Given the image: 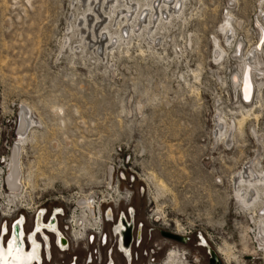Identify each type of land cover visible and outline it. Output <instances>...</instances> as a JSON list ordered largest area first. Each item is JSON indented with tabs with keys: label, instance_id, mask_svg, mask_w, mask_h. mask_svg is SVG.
Instances as JSON below:
<instances>
[{
	"label": "rangeland",
	"instance_id": "1",
	"mask_svg": "<svg viewBox=\"0 0 264 264\" xmlns=\"http://www.w3.org/2000/svg\"><path fill=\"white\" fill-rule=\"evenodd\" d=\"M91 1L0 0V114L27 105L39 121L22 142L19 174L31 173L35 196L60 184L102 193L111 182L131 190L128 205L141 225L131 264H167L171 250L180 254L177 264H208L200 238L212 251L225 243L233 264H264L253 215L233 189L246 163L264 171V94L262 108L257 91L250 102L234 95L230 82L239 62L220 31L229 14L242 51L258 45L264 1L183 0L182 14L148 37L123 32L126 20H116L102 2L96 21ZM215 41L225 51L220 60L213 57ZM241 105L258 113L247 116L243 134L234 124ZM217 117L227 124V145L215 134ZM107 206L115 217L127 203L101 204V211ZM110 224L103 218L100 226L112 239ZM162 230L188 239L173 241ZM109 239L71 236L67 251L51 248V262L75 256L76 264H101L110 255L126 264ZM99 248L102 260L88 263Z\"/></svg>",
	"mask_w": 264,
	"mask_h": 264
},
{
	"label": "bare ground",
	"instance_id": "2",
	"mask_svg": "<svg viewBox=\"0 0 264 264\" xmlns=\"http://www.w3.org/2000/svg\"><path fill=\"white\" fill-rule=\"evenodd\" d=\"M182 1L183 0H92L91 7H93L96 12V21L101 17V14L98 11L99 5L97 4L102 2V5L104 6V9L106 11H114L116 20L123 18L126 20V24H124V27L127 28V31L123 32L131 33V31L134 30H141L145 32L148 37L152 33V31L156 30L155 27L158 24L170 21L172 16L176 17L182 14ZM256 27L258 30L256 40H259V44L256 46H249L246 51H242L243 42L240 39H236L237 37L235 36V28L232 24V21L230 20L229 14L225 16L223 24L220 27V31L224 35L226 45H229L232 42V58L236 59L237 62H239V69H234L232 73L233 76L230 82L234 95L238 94L239 98L243 102H250L253 99L255 92L257 91L256 93L258 102L256 107L259 108L261 106L262 108L263 106L261 105V98L263 96L262 94H264V71L261 67V58L259 55L260 53L264 54V27L260 23H256ZM123 36L126 37L127 34ZM224 54L225 51L215 41V50H213V57L217 60H220L223 58ZM248 90H250V95L247 96ZM251 107L252 105H249L248 108L244 107V105H241V108L245 109V111L243 110L244 112H242L241 110L242 113L240 115V118L236 119L234 123L235 129L238 133H242V128L245 120L248 121L246 119L247 116L252 114L253 118L256 119L258 117V113L256 112V110L254 111L256 113L251 112V110H253L255 106L253 107V109H251ZM31 113L32 112L30 108L27 107V105H21L19 110L17 111V129L15 132L17 134L16 141L11 146V153L6 164L7 170L4 174L6 188L9 189L12 193L17 190L20 180V160L18 159L21 156L20 152L22 150V141L27 137L29 131H32V127H36L37 125H39V121H37L36 118H33ZM217 118V133L215 134H218V137L220 136L221 138L225 136L224 142L227 145L229 144V140L227 139L229 133L226 130L227 124L225 122H221L220 117ZM254 164V162H248V164L246 163L242 170L233 177V189L237 202H239L242 206L247 208L250 213H252V220L256 228V233H254L256 243L259 245V247H264V218L260 214L261 211L264 212V191L260 192L261 190L259 188L260 186L264 187V171L257 172L255 170ZM110 172L111 171H108V175H110ZM26 174L27 176L26 178H24V180L27 183L28 181L30 182L31 173L28 174L27 172ZM152 176L154 177L153 174ZM153 177L151 178L153 179ZM158 185L161 187L165 186L162 185L161 181H158L157 186ZM86 203H88V201H86ZM91 207L93 208L92 204ZM86 208L91 211V209H89L88 207ZM130 210L132 209H129L128 211L130 212ZM105 212V216L107 218H110V225L112 226V224L114 223L113 213L109 210ZM39 214H41V211L36 214L35 218L33 217L31 219L30 228L27 231L22 229L23 227L21 225V219L13 224L10 232L6 230L4 225L1 226L2 236L0 237V264H42L43 258L40 255L42 253H45V256L50 255L51 242H53L55 245H59V247L61 248V250L59 251L61 252H65L69 249L68 241L66 240V238H64L62 231L58 228V223L56 222V220L52 218L47 222ZM132 215L133 212L131 213V216ZM125 221L123 220V217H121L119 221V226H121V228H119L120 230L115 229V233H117V237L119 238H117V241L116 237L111 233L114 226H112L110 230V235L113 236V238L109 239V237L105 235L101 240L102 242H104V244L108 242L107 239H109L110 241L114 240L113 243L119 253H121L120 255L122 256L124 263L128 262L129 264H131L133 257L132 253H130V246L127 245V243L124 244L122 242V238L126 231H132L133 233V224L132 220L130 224L127 222L125 224ZM99 222L102 223V220L98 217V220L94 223L98 224ZM80 224L81 222L78 224V226H76L78 227V229L76 230H81L84 232V228L79 227ZM33 226L34 231L32 234H29ZM3 232H7V236L5 238L3 237ZM44 232H46L48 236ZM36 234H38L43 241V247L40 243H35ZM181 235L184 236L183 233H181ZM136 239H138V241L140 240L139 237H136ZM200 241L201 243H199V245H201L202 247L205 246L207 248V254L208 252L210 253L211 249L207 245L206 241L203 238H200ZM26 244L28 248L26 247ZM224 245L225 243L223 244V247H218V252L223 257L225 261L224 263L233 264V262L236 260L232 253L228 250V247H225ZM213 252L216 256L218 255L216 249ZM100 253V248L98 252L95 253L96 255H92L91 253H89L86 256V261H88V263H92L98 259L102 260V254ZM219 257L220 256L218 255L217 258L219 259ZM110 262L114 261L112 260L110 255H107L106 260L101 264H108ZM221 263L223 264L222 261ZM49 264L57 263L50 262Z\"/></svg>",
	"mask_w": 264,
	"mask_h": 264
},
{
	"label": "built area",
	"instance_id": "3",
	"mask_svg": "<svg viewBox=\"0 0 264 264\" xmlns=\"http://www.w3.org/2000/svg\"><path fill=\"white\" fill-rule=\"evenodd\" d=\"M16 118L17 113L13 112V110H11L9 114H5L4 117L0 114V237L2 236V225H4L6 230L10 232L13 224L20 219L21 225L23 227L22 229L27 231L25 229L26 221L29 220L30 223L31 219L33 217L35 218L36 214L41 211V214L39 215L43 217L47 222L52 218L56 220V222L58 223V228L62 231L64 238H66L67 241L71 236L75 237L73 231H75V229H78V227L76 226H78V224L81 222L79 227L84 228V232L81 237L84 236L87 243H92L95 238H97L101 242V244H104L101 239L106 234L102 231V227L100 226L102 223L99 222L98 224H96L94 222L98 220V217L102 220V222L103 218L104 220L110 221V218H107L105 216V211L112 210L110 209V206H107L103 209V211H101V204L113 203L117 205L119 203H127V210L132 209L131 211L134 215L133 208L128 205L131 201L130 196H132V191L126 189L125 187L123 190H120L118 184L114 183L110 185L111 182L107 183L102 193H100L98 189L92 187L87 190H85V187L83 189L78 187L76 190H67L60 184L56 185L55 188L49 187V189L46 190V194L41 192V194L35 196L31 184L29 185L28 182L26 183L24 180V178L26 177H22V175L20 174V180L17 190L14 193L10 192V190L6 188L4 174L7 170L6 164L11 153V146L16 141ZM22 151L23 149L21 150V152ZM120 174L121 175L119 176V178H124L123 174ZM86 201H88V204L93 205L91 211L86 208L84 204L86 203ZM42 203L49 205L44 206ZM138 225H140V223ZM67 227L69 228V230H71V232L68 233L69 235H67L65 232ZM6 236L7 232H3V237L5 238ZM79 237L80 236H78L77 238L79 239ZM182 237H184V241L188 239L187 236ZM127 239L128 241L126 243L130 246V250L132 246H137L141 240L140 238V240L138 241V239L133 236L132 231H129ZM52 247H54L57 252L61 250L59 245H55L53 242H51V248ZM45 255V253H42L40 255L43 258L42 264H44L45 262H51V249L50 255ZM61 263L63 264V262ZM66 264H76V257L72 256ZM126 264L129 263L127 262Z\"/></svg>",
	"mask_w": 264,
	"mask_h": 264
},
{
	"label": "flooded vegetation",
	"instance_id": "4",
	"mask_svg": "<svg viewBox=\"0 0 264 264\" xmlns=\"http://www.w3.org/2000/svg\"><path fill=\"white\" fill-rule=\"evenodd\" d=\"M86 204V207H88L89 209H91L92 210V207H91V204H88V203H85ZM131 213H132V211L130 210V212L128 211V210H125V212H123V211H121V213L118 215V214H116V216L115 217H113V224H112V226H114L113 227V229H112V231H111V233L116 237V241H117V233H115V229H117V230H120L119 228H121V226H119V221H120V218L121 217H123V220L125 221V219H126V221H125V224H126V222L127 223H131V220H132V224H133V233H134V236L135 237H141V225H136L137 223L134 221V215H132L131 216ZM111 225H110V227H112ZM33 231H34V226L32 227V229L30 230V232H29V234H32L33 233ZM46 235H47V233L46 232H44ZM73 234H74V236L77 238L78 236H82V234H83V231H81V230H76L75 229V231H73ZM176 234H179V235H181V233L180 232H176ZM48 236V235H47ZM79 237V238H80ZM48 239H49V237H48ZM119 239V238H118ZM35 243H40L41 245H42V247H43V241L41 240V238H40V236L38 235V234H36L35 235ZM119 241V240H118ZM26 247L28 248V246H27V244H26ZM216 251H217V253H218V255L220 256V258H221V260L223 261V263L225 262L224 261V259H223V257L219 254V252H218V248L216 249ZM178 257H180V254H179V252H177L176 250H171L170 252H168V254H167V257H166V260H168V263L167 264H177L178 263ZM184 258V257H183ZM197 261V259H195V262ZM108 264H115L114 262H110V263H108ZM224 264H226V263H224Z\"/></svg>",
	"mask_w": 264,
	"mask_h": 264
},
{
	"label": "water",
	"instance_id": "5",
	"mask_svg": "<svg viewBox=\"0 0 264 264\" xmlns=\"http://www.w3.org/2000/svg\"><path fill=\"white\" fill-rule=\"evenodd\" d=\"M250 95V90L247 91V96ZM129 231H126V233L124 234L123 236V240L122 242L124 244H126V242L128 241V233ZM160 235L165 237V238H170L171 240L173 241H176V242H179V243H182V241H184V237H180V235L178 234H174L172 232H169L168 230L167 231H160ZM208 264H222L221 261L217 258V256L215 255V253L212 251H210V253L208 252Z\"/></svg>",
	"mask_w": 264,
	"mask_h": 264
}]
</instances>
